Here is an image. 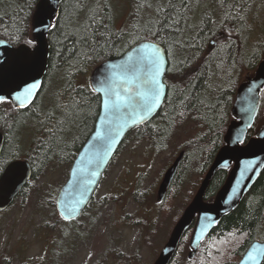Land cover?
Masks as SVG:
<instances>
[{
    "label": "trees",
    "instance_id": "obj_1",
    "mask_svg": "<svg viewBox=\"0 0 264 264\" xmlns=\"http://www.w3.org/2000/svg\"><path fill=\"white\" fill-rule=\"evenodd\" d=\"M39 1L0 0V39L14 46L34 47L30 35ZM206 1L209 0H136L132 3L135 20L120 31L115 27L111 0H63L48 36L51 55L41 93L25 110L15 108L11 102L0 104V133L5 140L0 176L7 162L21 159L16 134L32 122L39 123L45 137L35 141L27 153L26 160L33 167L32 181L43 176L53 163L71 167L94 131L101 110V97L93 90L89 74L135 44L154 41L165 48L169 57L168 94L157 116L127 138L134 135L137 140H151L155 148L165 151L174 134L188 121L193 122L199 133L181 146L185 156L170 197L163 204L178 198L184 185L196 176L198 181L190 190L192 197L225 145L239 87L256 76L264 58V0H212L201 12V3ZM145 10L147 17L141 25ZM255 23L261 28L257 33ZM254 33V50L247 52ZM52 88L55 91L46 107L44 100ZM261 99L248 140L264 124V89ZM229 173L219 170L215 174L205 201L215 199ZM32 181L20 196H29ZM58 192L59 189L47 200L57 214V228L66 223L57 210ZM179 212L176 210V214ZM73 222L76 221L70 224ZM192 234L193 227L186 232L170 264H238L252 242L264 240V171L239 207L225 216L203 242L194 259L189 257ZM21 264L45 263L34 259Z\"/></svg>",
    "mask_w": 264,
    "mask_h": 264
},
{
    "label": "water",
    "instance_id": "obj_2",
    "mask_svg": "<svg viewBox=\"0 0 264 264\" xmlns=\"http://www.w3.org/2000/svg\"><path fill=\"white\" fill-rule=\"evenodd\" d=\"M63 0H40L32 19L35 46H14L0 39V104L11 102L21 110L28 109L42 91L49 70L51 46L49 32ZM158 50L159 71L155 80L160 95L151 111L141 107L145 94L154 87L153 73L141 56L151 58ZM169 57L165 48L154 41H142L117 58L98 65L90 76V83L101 97V110L95 129L75 158L67 181L59 189L56 205L65 221L79 219L86 211L127 136L136 128L151 122L163 107L168 86ZM36 87L28 89L31 85ZM264 89V58L256 76L243 83L237 92L232 109L234 121L225 135V145L216 155L193 201L175 225L170 238L154 264H170L186 232L193 227L189 254L193 259L203 242L221 220L234 212L250 193L264 171V124L257 135L247 139L255 126ZM112 107H105V101ZM151 103V100L149 99ZM143 117V119H141ZM4 135L0 133V154ZM182 151L167 169L158 189V200H166L184 159ZM219 170H229V176L212 202L205 194ZM33 178V167L28 160L10 163L0 178V212L9 209ZM264 240H255L238 264H263Z\"/></svg>",
    "mask_w": 264,
    "mask_h": 264
},
{
    "label": "rangeland",
    "instance_id": "obj_3",
    "mask_svg": "<svg viewBox=\"0 0 264 264\" xmlns=\"http://www.w3.org/2000/svg\"><path fill=\"white\" fill-rule=\"evenodd\" d=\"M134 1L111 0L115 27L120 31L135 20ZM211 1L201 3L200 11H206ZM146 17L145 10L141 25ZM254 28L256 33L261 31L257 23ZM256 33L249 40L247 52L254 50ZM30 36L34 44L32 26ZM53 88L45 97L46 107ZM41 128L39 123L32 122L16 134L21 159H27L35 141L45 138ZM198 133L195 124L188 121L174 134L165 151L155 148L151 140H137L134 135L127 138L111 162L94 202L76 222L63 223L59 228L57 214L47 200L67 181L71 167L49 165L43 176L31 180L28 197L19 196L10 210L0 212V264H21L34 259L45 264H154L203 180L191 197L192 183L198 181L192 176L181 195L167 205L163 203L170 196L163 202L158 200L159 186L183 151L181 146ZM176 210L180 212L176 214Z\"/></svg>",
    "mask_w": 264,
    "mask_h": 264
},
{
    "label": "snow or ice",
    "instance_id": "obj_4",
    "mask_svg": "<svg viewBox=\"0 0 264 264\" xmlns=\"http://www.w3.org/2000/svg\"><path fill=\"white\" fill-rule=\"evenodd\" d=\"M140 62L144 63L145 66L148 68L149 71L153 73L152 78L150 80V83L154 85V87L151 88L149 93L145 94L144 102L141 104V107L145 112H150L153 103L158 101L159 95H160V88L158 82L155 80V74L159 71V57H158V50L156 53H154L151 58L146 56H141ZM36 87L35 84L31 85L28 89H25L27 93H30L31 88ZM149 99L151 100V103L149 102ZM113 105L110 101H105V107L111 108ZM143 119V117H141Z\"/></svg>",
    "mask_w": 264,
    "mask_h": 264
},
{
    "label": "flooded vegetation",
    "instance_id": "obj_5",
    "mask_svg": "<svg viewBox=\"0 0 264 264\" xmlns=\"http://www.w3.org/2000/svg\"><path fill=\"white\" fill-rule=\"evenodd\" d=\"M4 144H5V140H4ZM4 144H3V146H4ZM13 162V161H12ZM12 162H7V164H5V169L7 168V166L10 164V163H12ZM5 169H4V171H5ZM4 171L2 172V174L4 173ZM2 176V175H1ZM1 176H0V178H1Z\"/></svg>",
    "mask_w": 264,
    "mask_h": 264
}]
</instances>
